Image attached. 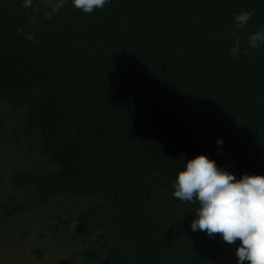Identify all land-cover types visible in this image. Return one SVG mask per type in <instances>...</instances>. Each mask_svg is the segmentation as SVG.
<instances>
[{
  "label": "trees",
  "instance_id": "obj_1",
  "mask_svg": "<svg viewBox=\"0 0 264 264\" xmlns=\"http://www.w3.org/2000/svg\"><path fill=\"white\" fill-rule=\"evenodd\" d=\"M23 2L0 0V235L69 264H225L173 184L198 155L264 176V0Z\"/></svg>",
  "mask_w": 264,
  "mask_h": 264
},
{
  "label": "clouds",
  "instance_id": "obj_2",
  "mask_svg": "<svg viewBox=\"0 0 264 264\" xmlns=\"http://www.w3.org/2000/svg\"><path fill=\"white\" fill-rule=\"evenodd\" d=\"M66 0H57L52 12H58ZM111 0H71L72 5L86 14L102 9ZM33 0H24L22 7L29 8ZM252 11H243L234 17L236 27L243 29ZM51 19V14L47 15ZM28 39L34 40V34ZM240 36L234 34L230 56L235 62L240 53ZM249 48L264 45V28L247 37ZM247 55V52L244 53ZM217 144H222L217 140ZM173 196L182 202L198 204L196 219L190 227L212 237L219 234L223 241L240 246L236 251L238 264H264V176L244 175L237 179L219 168L207 156L198 155L188 160L173 184Z\"/></svg>",
  "mask_w": 264,
  "mask_h": 264
},
{
  "label": "rangeland",
  "instance_id": "obj_3",
  "mask_svg": "<svg viewBox=\"0 0 264 264\" xmlns=\"http://www.w3.org/2000/svg\"><path fill=\"white\" fill-rule=\"evenodd\" d=\"M11 229L12 231L16 230L14 227ZM16 235L15 238L12 233L0 235V264H69L71 257L69 251H60V249H54L49 253L44 251L43 258L39 259L33 254L36 248L42 247L39 237L30 235L21 241L17 238L18 234ZM12 239L14 242H11ZM239 246V240L232 244L229 254L224 259L225 264H238L236 251ZM244 264H248V262L245 261Z\"/></svg>",
  "mask_w": 264,
  "mask_h": 264
}]
</instances>
